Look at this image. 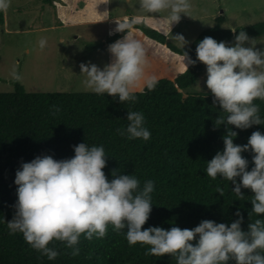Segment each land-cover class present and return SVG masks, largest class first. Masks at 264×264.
Returning a JSON list of instances; mask_svg holds the SVG:
<instances>
[{
  "label": "clouds",
  "instance_id": "obj_1",
  "mask_svg": "<svg viewBox=\"0 0 264 264\" xmlns=\"http://www.w3.org/2000/svg\"><path fill=\"white\" fill-rule=\"evenodd\" d=\"M9 3L10 0H0V12L7 10ZM139 7L150 14L167 10L165 20L171 26L180 20L181 13L191 16L192 5L191 0H139ZM136 22L135 18L117 20L115 31L127 32L108 45L111 61L103 68L95 63L80 64V73L86 77L84 83L92 92L118 97L122 103H135L137 90L152 91L157 86L158 77L146 73L145 43L131 31ZM162 34L168 38L166 30ZM175 37L186 43L182 35ZM46 43V38L41 37L38 46L43 49ZM255 45L243 30L234 36V42H218L205 36L197 43L196 60L187 59L188 64L197 60L205 64L204 84L212 94L213 104H219L226 114L215 119L216 126L224 124L227 128L223 150L207 161L204 170L213 180L219 176L231 181V191L239 199L244 198L242 188L251 190L250 218L252 213L258 217L264 214V133L253 131L247 143L240 145L234 143L237 132L230 126L247 129L264 124L259 105L254 103L256 99L264 100V48ZM12 75L19 79L15 70ZM126 120V127L117 129L121 136L150 139L143 112L128 109ZM73 149L70 158L37 155L29 162H21L15 173L17 200L7 228L10 234L21 233L42 256L54 260L59 255L55 247L49 246L52 241L62 242L72 250L71 255H79L81 236L89 240L94 236L103 238L111 225L117 233L124 230L130 246L148 245L146 255L171 254L176 264H227L229 260L235 264H264V218L250 219L246 231L241 227L244 217L239 209L235 213L238 218L230 225L203 219L191 229L143 228L151 213L155 182L149 179L141 185L136 175L115 169L109 180L103 171L107 163L103 145L80 142ZM249 150L254 153L251 170L249 160L242 155ZM216 191L224 195L219 185Z\"/></svg>",
  "mask_w": 264,
  "mask_h": 264
},
{
  "label": "trees",
  "instance_id": "obj_2",
  "mask_svg": "<svg viewBox=\"0 0 264 264\" xmlns=\"http://www.w3.org/2000/svg\"><path fill=\"white\" fill-rule=\"evenodd\" d=\"M45 1L52 4L54 0ZM0 22L4 23L3 12ZM132 27L175 53H186L192 60H196L197 43L205 36L218 42L232 40L241 30L249 37L264 36V21L240 26L235 31L216 25L203 30L190 46L179 47L144 21H137ZM126 32L115 33L111 41ZM204 66L197 60L174 79H158L152 91L145 88L136 92L135 103H122L118 97L94 92H28L20 83L12 92H0V264H176L171 254L146 255L148 245L130 246L124 230L117 233L111 225L103 238L94 236L89 240L81 236L80 253L76 256L62 242H50L49 246L59 252L54 260L30 247L21 233H9L7 221L13 218L17 200L15 173L21 162L45 154L55 159L70 158L74 155L73 145L80 142L104 146L107 163L103 171L109 180L115 169L136 175L141 185L149 179L155 182L151 213L143 228L191 229L203 219L230 225L238 218L235 213L239 209L244 217L241 227L246 231L250 219L264 218V214L258 217L255 213L249 217L253 194L250 189L242 188L244 198L239 199L231 191V181L219 176L213 180L204 170L207 161L223 150L227 132L224 124L215 125V119L226 114L219 104H213L212 94L183 95L182 90L194 85L204 73ZM254 103L264 117V100L256 99ZM128 109L143 112L150 139L129 140L117 132L128 123ZM230 127L237 132L234 143L240 145L247 143L253 131L264 133V124L247 129ZM242 155L249 160L251 170L254 153L249 150ZM217 185L224 189V195L216 191Z\"/></svg>",
  "mask_w": 264,
  "mask_h": 264
},
{
  "label": "rangeland",
  "instance_id": "obj_3",
  "mask_svg": "<svg viewBox=\"0 0 264 264\" xmlns=\"http://www.w3.org/2000/svg\"><path fill=\"white\" fill-rule=\"evenodd\" d=\"M190 15L181 13L178 22H166L167 10L150 14L139 0H10L0 22V92H12L20 83L28 92H92L84 83L80 64L95 63L103 68L111 61L108 45L117 31V20L144 21L168 32V40L179 47L190 46L205 29L219 25L235 30L264 21V0H191ZM133 35L145 43L146 73L158 79L176 77L190 64L187 56L173 52L140 30ZM111 33V34H110ZM182 35L186 43L175 37ZM46 38L43 49L38 46ZM256 48H264V36L250 37ZM62 41V42H61ZM228 42H234V38ZM245 46H250L245 42ZM187 64V65H186ZM15 70L19 79L13 77ZM204 75L183 95L211 94Z\"/></svg>",
  "mask_w": 264,
  "mask_h": 264
},
{
  "label": "crops",
  "instance_id": "obj_4",
  "mask_svg": "<svg viewBox=\"0 0 264 264\" xmlns=\"http://www.w3.org/2000/svg\"><path fill=\"white\" fill-rule=\"evenodd\" d=\"M135 29H136V28H135ZM132 32H134V31L132 30ZM203 75H204V73H203L201 76H203ZM201 76H200V77H201ZM200 77H199V78H200ZM171 79H174V77H171ZM137 91H139V90H137Z\"/></svg>",
  "mask_w": 264,
  "mask_h": 264
}]
</instances>
